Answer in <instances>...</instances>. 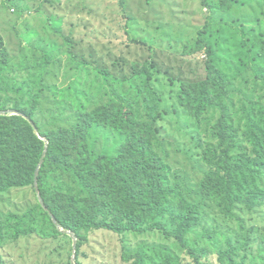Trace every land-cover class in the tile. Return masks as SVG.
Masks as SVG:
<instances>
[{
  "label": "rangeland",
  "instance_id": "rangeland-1",
  "mask_svg": "<svg viewBox=\"0 0 264 264\" xmlns=\"http://www.w3.org/2000/svg\"><path fill=\"white\" fill-rule=\"evenodd\" d=\"M7 1L0 0V36L10 49L11 61L5 62L8 71L0 76V83L8 75L21 73V63L33 66L32 74L26 79L24 103L34 99L39 104L36 121L45 125L44 134L54 133L52 117L57 134L72 127L92 132L95 141H99L93 147L88 145L90 157L103 153L115 156L122 140L108 134L105 122L112 117L123 120V114L135 115L144 110L145 100L137 94V84L144 83V78L137 74L144 66L149 72V85L159 98L154 149L161 163L170 170L171 185L181 182L178 191L194 199L207 171L202 162L203 150L216 145L211 129L219 112L207 109L194 118L178 104L177 96L183 87L205 80L209 48L214 67L233 83L237 92L223 100L237 141L231 157L246 147L239 118L250 113L251 101L243 102L242 98L252 94V104L257 105L264 99L260 97L264 89L253 90L250 76L253 61L257 59L256 42H264V0H125L124 6L121 0H11L24 6L21 13L18 4L14 6ZM205 26L202 45L205 48H197V33ZM22 65L30 71V67ZM52 89L58 91L54 93ZM124 99L131 104H123ZM18 100L19 97L0 92V117L5 122L10 117L25 120L24 114L16 109ZM256 120L255 114L252 121ZM4 121L0 122V136L7 137L8 142L0 150V185L8 189L0 194V263L132 264L135 254L144 252L146 261L152 264L150 257L157 259L156 249L184 256L174 240L156 232L122 236L93 232L79 248L78 238L70 231L56 228L70 235L50 237V225L40 219L37 210L35 186L38 188L39 173L45 172L54 179L49 184L55 193L51 200L58 208L69 207L70 198L65 199V195L76 188L73 176L54 172L55 167L46 162L49 142L40 135L34 121L29 120V125L37 135L35 132L30 135L27 126L12 132ZM33 136L46 149L44 160L34 173L36 182L28 187L9 188L14 181H20L19 174L24 178L28 173L19 171L22 153L33 142ZM106 137L114 139L104 144L99 138ZM53 142L56 146L52 162L75 161L76 165L70 166L77 170L87 164V160H81L85 152L81 151L80 143L67 146L68 143ZM257 172L253 184L244 187L245 193L259 199L257 209L242 215L247 231H252L254 237L264 235V168ZM27 212L37 215L32 220L33 227H37L31 236L18 239V225L11 217L21 218ZM72 238L76 241L75 248Z\"/></svg>",
  "mask_w": 264,
  "mask_h": 264
},
{
  "label": "trees",
  "instance_id": "trees-1",
  "mask_svg": "<svg viewBox=\"0 0 264 264\" xmlns=\"http://www.w3.org/2000/svg\"><path fill=\"white\" fill-rule=\"evenodd\" d=\"M7 3L14 6L18 4L16 7L19 12H23L24 6L19 2L8 0ZM124 3L125 0H121V6H124ZM206 31L207 26L198 31L197 48H205L202 45L205 43ZM18 35L22 41V37ZM6 45L4 38L0 36V76L8 71L5 62L11 61L10 49ZM256 45L257 59L253 61L254 68L249 70L253 90L264 89V42L257 41ZM206 56L208 62L205 64V80L183 87L177 96L178 104L194 118H198L207 109L219 112V118L211 129V136L216 145H208L203 150L202 162L207 171L198 192L194 193V199L184 197L178 191L181 182L171 185L168 178L170 170L161 163L162 160L154 149L153 138L159 98L149 85V72L144 66L137 74L138 77L144 78V83L137 84V94L142 96L146 103L143 104L144 110L135 115L123 114V120L112 117L106 121L108 134L118 136L122 140V146L115 156L103 153L95 158L90 157L88 145L93 147L99 140L95 141L90 130L86 132L72 127L68 132L60 130L57 134L54 118L50 117L54 133H43L45 125L36 121L39 104L34 99H31L29 104L24 103L28 89L26 79L32 74L33 66L23 62L26 68H31L29 72L21 63V73L4 78L0 83V92L19 97L20 100L16 101L15 106L26 118L22 120L19 117H10L5 118V122L4 118L0 117V122L4 121L12 132H19L22 127L27 126L29 134L33 135L36 131L29 124L34 121L40 135L49 142L46 162L55 167L54 172L62 171V174L72 175L76 185V188L65 195V199L70 198L69 207L58 208L51 200L55 193L51 191L53 189L49 184L54 179L48 178L45 172L39 173L38 190L46 210L40 203L37 210L40 219L50 225V237L64 236L56 230L53 217L61 230L70 231L78 238V248L81 243L87 242L93 232L104 231L118 236L126 233L144 235L156 232L167 240H174L183 249L184 256L179 257L167 249H156L157 259L150 257L152 264H164V261L168 264H184L186 261L190 264H264V235L252 236L253 232L247 231L249 228L242 217L255 212L258 206L259 199L245 193L244 187L255 180L260 168H264V99L257 105L252 104V94L242 98L243 102L251 101L250 113L246 112L239 118L246 147L236 152V157H231L237 141L231 127L232 120L227 116L228 107L223 100L236 91L233 83L214 67L209 48L206 49ZM22 79L25 80L21 81ZM52 91L56 93L58 90ZM260 97H264V92ZM123 102L131 104L126 99ZM117 108L122 109L119 106ZM119 112L122 115L120 110ZM255 114L257 120L252 121ZM99 139H103L104 144H107L113 141L114 137ZM53 140L62 145L68 143L67 146L80 143L81 151L85 152L81 160H87L84 168L77 170L71 167L70 164L76 165L75 161L52 162L51 155L56 146ZM7 142V137L0 136V150L5 148ZM45 150V144L33 136V142H30L22 153L19 171L21 173L25 170L28 173L24 178L19 174L17 177L20 181H14L9 188L33 185L36 180V167L41 163L44 153L46 154ZM162 154L165 158L163 149ZM7 189H2L0 185V194ZM36 218L37 215L33 212H27L21 218L12 216L11 219L18 225L16 238H27L34 234L37 225L33 227L32 220L35 221ZM210 220L212 224L208 223ZM1 244L0 235V249ZM147 263L150 264L146 261L144 252L135 254L132 262Z\"/></svg>",
  "mask_w": 264,
  "mask_h": 264
},
{
  "label": "water",
  "instance_id": "water-1",
  "mask_svg": "<svg viewBox=\"0 0 264 264\" xmlns=\"http://www.w3.org/2000/svg\"><path fill=\"white\" fill-rule=\"evenodd\" d=\"M44 157H45V153H44V155H43V157H42V161H41V163H40L39 166H41V164H42V162H43V160H44ZM35 182H36V180H35ZM35 192H36V194H37L38 201H39L40 205L44 208L43 203H42L41 198H40V193H39V190H38L37 186H35ZM44 209H45V208H44ZM45 210H46V209H45ZM52 221L54 222L53 218H52ZM54 225H55L58 229H60L59 226H58L57 224L54 223ZM61 233H63V234L66 235V236H69V235H70L69 233H66V232H63V231H61ZM72 239H73V238H72ZM73 246H74V248L76 247V241H75L74 239H73Z\"/></svg>",
  "mask_w": 264,
  "mask_h": 264
}]
</instances>
